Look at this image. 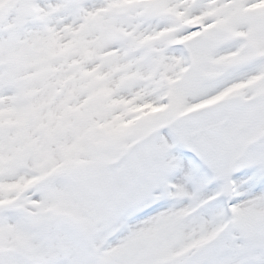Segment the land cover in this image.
<instances>
[{"label":"snow or ice","instance_id":"snow-or-ice-1","mask_svg":"<svg viewBox=\"0 0 264 264\" xmlns=\"http://www.w3.org/2000/svg\"><path fill=\"white\" fill-rule=\"evenodd\" d=\"M0 264H264V0H0Z\"/></svg>","mask_w":264,"mask_h":264}]
</instances>
